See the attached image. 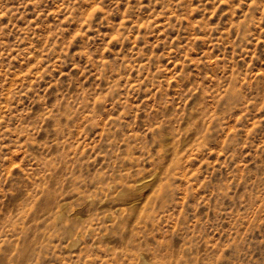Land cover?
<instances>
[{"label":"rangeland","instance_id":"obj_1","mask_svg":"<svg viewBox=\"0 0 264 264\" xmlns=\"http://www.w3.org/2000/svg\"><path fill=\"white\" fill-rule=\"evenodd\" d=\"M0 264H264V0H0Z\"/></svg>","mask_w":264,"mask_h":264}]
</instances>
